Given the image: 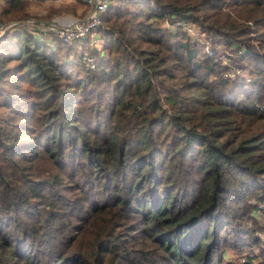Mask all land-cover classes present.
Here are the masks:
<instances>
[{
  "label": "trees",
  "instance_id": "1",
  "mask_svg": "<svg viewBox=\"0 0 264 264\" xmlns=\"http://www.w3.org/2000/svg\"><path fill=\"white\" fill-rule=\"evenodd\" d=\"M253 209L264 0H111L83 38L0 35V264H235L256 242L238 264H264Z\"/></svg>",
  "mask_w": 264,
  "mask_h": 264
},
{
  "label": "built area",
  "instance_id": "2",
  "mask_svg": "<svg viewBox=\"0 0 264 264\" xmlns=\"http://www.w3.org/2000/svg\"><path fill=\"white\" fill-rule=\"evenodd\" d=\"M82 2L85 8L80 16L70 18L52 17L46 22H40L31 17L9 22H0V35L11 27L21 25L32 28L34 32L37 29L50 31L61 41L83 38L100 23V15L111 0H82ZM177 24L185 27L187 31L191 30V26H186L183 22H177ZM96 40L97 38L93 37L91 42ZM88 66L90 67L91 63Z\"/></svg>",
  "mask_w": 264,
  "mask_h": 264
},
{
  "label": "rangeland",
  "instance_id": "3",
  "mask_svg": "<svg viewBox=\"0 0 264 264\" xmlns=\"http://www.w3.org/2000/svg\"><path fill=\"white\" fill-rule=\"evenodd\" d=\"M0 0V5H1ZM84 4L80 2V0H42V1H30L29 4L26 6V10L28 11V16L24 18L31 17L34 20L40 22H46L52 17H59V18H70V17H77L80 16L84 11ZM22 18L18 19H0V22H9L12 20H21ZM189 34H197L194 27H191V30L188 31ZM200 36V35H199ZM244 223L250 229L252 225V219L255 222H259L263 225L256 228L253 233L261 235V245L264 246V213L261 212L259 209H253L248 212L247 215H244ZM252 217V218H251ZM254 222V223H255ZM258 242L251 245L247 248V244H244L241 247H236L230 250L225 251V257L232 259L235 264H238L240 259H242L247 252H250L251 249L259 250ZM252 250V251H253Z\"/></svg>",
  "mask_w": 264,
  "mask_h": 264
},
{
  "label": "crops",
  "instance_id": "4",
  "mask_svg": "<svg viewBox=\"0 0 264 264\" xmlns=\"http://www.w3.org/2000/svg\"><path fill=\"white\" fill-rule=\"evenodd\" d=\"M82 1V0H81Z\"/></svg>",
  "mask_w": 264,
  "mask_h": 264
}]
</instances>
